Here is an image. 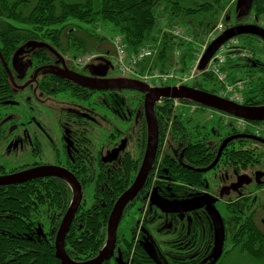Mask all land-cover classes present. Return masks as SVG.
I'll list each match as a JSON object with an SVG mask.
<instances>
[{
  "label": "trees",
  "instance_id": "obj_1",
  "mask_svg": "<svg viewBox=\"0 0 264 264\" xmlns=\"http://www.w3.org/2000/svg\"><path fill=\"white\" fill-rule=\"evenodd\" d=\"M232 11L234 16H230ZM237 14L236 0H0V21L3 22L0 26V97L13 99L16 91L12 83L16 74L14 66L19 64L18 52L29 50L27 45L30 43L45 44L62 57L70 54L78 56L99 50L105 52L106 49L105 53H110L111 39L120 36L130 53L150 45L157 48L156 56L151 62L144 63V68L149 66L150 69L164 72L179 65V73L186 74L202 51L206 37L220 21L227 26L233 17L243 21L246 16ZM254 14L264 15V2L255 1ZM181 24L188 29L181 27ZM173 28L183 30L189 40H178L167 32ZM102 29L105 34L101 33ZM108 34H112L111 38ZM240 38L245 41L242 45L248 50L249 58L230 59L224 69L232 82L245 77V106L264 107V60L260 56L261 49L251 37ZM45 48L35 47L31 51ZM178 51L179 59L175 58ZM188 85L210 94L219 95L220 92V86L209 73H202ZM109 91L116 92L107 90L104 93L106 114L107 111L113 113L117 108L121 133L116 135L135 131L132 134L136 137L135 148L130 155L122 158L119 170L112 171L111 176L115 174V179H119L114 199L93 202L88 207L82 206L78 212L65 240V252L75 262L92 260L104 248L113 206L134 183L147 144V122L143 110L145 93L135 89L119 90L116 95L108 94ZM186 104L191 107L187 108L184 106ZM193 106L200 108L194 110ZM201 108L205 107L183 100L176 104L169 99L156 105L160 145L150 173L149 186L155 175L170 178L173 182H185L189 178L181 173L180 166L175 163L174 155L177 152V156H180L181 143H185L186 156L190 160H202L206 153L201 146L203 140L199 139L207 135L208 130L214 129L216 134H232L241 130L237 123L227 125V122L235 119L222 113L214 114L210 124L197 120L195 116L204 113ZM165 140L179 150L171 152L167 148L162 152L161 146ZM253 154L250 156L248 152L247 156H243L242 152L232 149L227 156L232 164L238 165L241 161L250 163L252 158L255 159ZM262 156L264 158V153ZM1 188L0 264H61L55 256V239L61 219L73 198L67 183L56 180L24 188ZM127 220L126 231L118 237L119 248L125 261L131 259L134 264L141 263L149 257L132 239L126 237L132 218L128 217ZM37 226L45 232L44 237L37 238L36 234L30 232L29 229ZM242 229L244 235L241 238L245 240L233 245V248L238 247L239 252L252 260L263 262L264 235L251 224Z\"/></svg>",
  "mask_w": 264,
  "mask_h": 264
},
{
  "label": "flooded vegetation",
  "instance_id": "obj_2",
  "mask_svg": "<svg viewBox=\"0 0 264 264\" xmlns=\"http://www.w3.org/2000/svg\"><path fill=\"white\" fill-rule=\"evenodd\" d=\"M255 1L246 14L237 10L236 0L237 15L246 16L243 21L233 17L232 22L229 20L228 27L225 25V31L238 26H257L264 30V15H252ZM230 16H234L233 11ZM2 25L3 22L0 21V26ZM245 36L256 40L261 49L260 56L264 60L262 39ZM45 47L44 50L31 51L34 48H29L27 51L18 52L19 64L14 66L16 74L12 83L16 93L13 99L0 97V177L43 167L68 171L82 188L83 198L75 215L76 219L82 206L88 207L93 202L114 199L119 179H115L117 176L111 174L113 170H119L122 158L134 151L136 137L132 134L136 132L116 135L120 132L117 108L113 113L107 111L106 114L105 90L91 89L74 80L78 81L79 78L81 83L87 85L101 84L104 83L102 80L109 77V71L106 78H99L92 74L90 68H99V62L85 68L75 67L65 56L57 55L55 51L48 49L47 45ZM244 50L249 55L248 50ZM247 58L249 56L245 59ZM27 62H30L27 70L19 72L18 68H22ZM244 82L246 84V81ZM114 91L116 92L109 91L108 94L117 95L119 92ZM184 106L191 107L189 104ZM199 108L193 106L192 109ZM201 110L204 111L203 121L212 123L215 113L208 108ZM233 123L241 127L238 133L216 134L214 129H210L207 135L200 137L199 141L203 140L202 150L206 153L202 160H190L186 156L185 143H181L183 147L180 149V156H177V152L174 155L175 163L180 166L184 176H189L185 179L187 183L173 182L170 178L155 175L152 185L149 186V174L143 189L127 205L119 229L125 218H132L128 240L132 239L149 257L137 264L214 263L217 225L209 211L211 206L219 212L225 230L223 254L216 263L222 260L228 247L245 240L241 238L244 235L243 226L251 224L258 233L264 235V142L260 141H264V122L252 123L235 119L227 122V125ZM233 137L236 138L230 140L221 151L225 141ZM122 145L124 150L116 159L109 160L112 153ZM167 148L171 152L179 150L173 143L165 140L161 146L162 152ZM232 149L242 152L243 156H247L248 152L251 156L257 149L253 154L255 159L252 158L248 164L241 161L240 164L234 165L227 156ZM56 180L66 182L61 178L49 177L16 186L24 188ZM67 185L73 197V189L70 184ZM153 193L156 198L168 202L186 203L198 200L204 206L191 212L165 214L151 206L149 199ZM29 230L36 234L37 238L44 237L45 232L40 226ZM119 251L121 253L117 242L115 256L108 262L118 264ZM120 263L134 264L131 259L125 261L123 255Z\"/></svg>",
  "mask_w": 264,
  "mask_h": 264
},
{
  "label": "water",
  "instance_id": "obj_3",
  "mask_svg": "<svg viewBox=\"0 0 264 264\" xmlns=\"http://www.w3.org/2000/svg\"><path fill=\"white\" fill-rule=\"evenodd\" d=\"M254 0H237V10L241 13H249L252 8ZM245 35H251L262 39L264 42V30L258 28L257 26H238L233 27L231 29L226 30L220 37H218L215 41H213L206 49L203 54L199 66L198 71L204 72L213 59L215 54L219 51V49L225 45L227 42L236 39L238 37H242ZM28 48L35 47H45V45H36L34 43H30L27 45ZM30 62H27L22 68H18L19 72H25L29 67ZM89 67V66H88ZM93 75L99 78H106L108 70L99 69L95 66L90 67ZM72 77H76L68 73ZM78 78V77H76ZM77 83L88 86L91 89L98 90H139L145 93L143 110L144 115L147 122V144L144 153V157L141 163V167L136 176V179L132 186L123 193L117 202L114 205V208L110 214L108 220V228H107V238L106 244L99 255L89 261L85 262H75L73 261L65 252V240L68 235L73 221L75 219V215L79 210V207L82 202V188L75 177L66 170L57 169L54 167H43L37 168L26 172H20L16 174H11L7 176L0 177V187H9L21 185L26 182L49 178V177H57L65 180L73 189V200L71 205L63 218V221L60 225L58 233L55 239V256L61 262V264H104L110 260H112L115 256V251L118 242V230L120 223L122 221V217L127 205L135 199V197L140 193L143 189L149 174L152 172L154 163L156 161L158 146H159V125L158 120L155 114V107L157 104L161 103L164 99L176 100V101H189L200 106H204L210 110L216 111L218 113L225 114L235 119L259 123L264 122V107H248L242 104H238L232 102L230 100L224 99L219 95L210 94L208 92L199 91L192 87L188 86H176V87H160L153 88L149 85L133 79L124 78L122 80L111 79V80H102L101 84L97 85H87L81 83L78 78V81L74 79ZM112 83V84H110ZM229 138L223 144L221 151L227 145V143L234 139ZM257 140L254 137H248ZM261 142H264L260 140ZM124 150V145H122L119 149L115 150L112 153V157L109 160H113L117 158L119 153ZM220 156V155H219ZM110 157V156H109ZM108 157V158H109ZM107 161V160H106ZM239 186V185H238ZM149 202L152 207L157 208L162 213L165 214H179L182 212H191L193 210L202 208L204 205L201 204L198 200L189 201L186 203H174L162 200L160 198H156L153 193L149 199ZM209 208L210 213L212 214L216 225H217V245L213 253L214 263L220 259L223 254V247L225 241V230L224 225L221 219L219 212L213 207ZM119 256L117 258V263H120L122 259V255L119 251Z\"/></svg>",
  "mask_w": 264,
  "mask_h": 264
},
{
  "label": "built area",
  "instance_id": "obj_4",
  "mask_svg": "<svg viewBox=\"0 0 264 264\" xmlns=\"http://www.w3.org/2000/svg\"><path fill=\"white\" fill-rule=\"evenodd\" d=\"M167 32L171 33V35L178 40H189L185 32L179 28H173ZM224 32L225 26L222 21H220L206 37V42L202 51L197 56V59L190 71L186 74H180L178 72L179 65H176L174 70L168 73H160L157 71L153 72L149 66L144 68V62L149 59H154L156 56L157 48L150 45L135 53H130L124 43V40L120 36H114L113 39H111V44L114 48L112 54L108 53V55H102L99 53H88L86 55L82 54L79 56L66 55L65 59L68 62H71V64L75 67L85 68L93 65L95 62H98L103 58L109 57L114 62V66L118 73L124 78L141 81L153 88L165 87L167 82H175L177 86H183L187 85L188 82L202 74V72L200 73L198 71V66L203 54L205 53L207 47ZM247 56L249 55L247 51L242 48L239 40L234 39L223 45L208 64L207 69L203 73H209L215 78L216 82L220 86V97L235 103H243L245 82L241 80L232 82L224 67L230 59L246 58ZM179 57L180 52L178 51L176 53V58L179 59Z\"/></svg>",
  "mask_w": 264,
  "mask_h": 264
},
{
  "label": "rangeland",
  "instance_id": "obj_5",
  "mask_svg": "<svg viewBox=\"0 0 264 264\" xmlns=\"http://www.w3.org/2000/svg\"><path fill=\"white\" fill-rule=\"evenodd\" d=\"M180 26H183V28H186V29H188L187 28V26L185 25V24H181ZM168 31V30H167ZM104 32V29H102V32L101 33H103ZM103 34H105V33H103ZM111 36H112V34H108V37H110L111 38ZM238 39H239V41H240V43H241V45L242 44H244V40L243 39H241L240 37H238ZM111 46H112V44H111ZM201 46V44L199 45V47ZM243 46V45H242ZM106 51H107V49H106ZM105 51V52H106ZM113 51H114V48H113V46H112V49H111V54L113 53ZM104 51H102V50H99V51H96V52H91V53H95V54H97V53H99V54H102V55H104V54H106V55H108V53H105ZM86 54H88V53H85L84 55H86ZM105 55V56H106ZM79 56V55H78ZM107 59H103V60H101L100 62H99V64H98V67L99 68H101V69H106V70H108L109 71V74H108V76L109 77H107L106 79H104V80H108V79H110V78H112V79H117V80H122V79H124L119 73H118V71H117V69L115 68V64H114V62L109 58V57H106ZM175 58H176V56H175ZM177 60V59H176ZM152 61V59H149V60H147L146 62H151ZM146 62H144V63H146ZM174 70V68L173 69H171V70H169V71H164V72H161V71H158V70H153V72L154 71H157V72H160V73H168V72H171V71H173ZM76 71H78L79 73H82V71L81 70H78V69H76ZM179 71H180V69H179ZM178 71V72H179ZM180 74H181V72H180ZM200 76V75H199ZM198 77V76H197ZM197 77H195V78H197ZM103 80V81H104ZM239 80H241V81H246V79H245V77H240V79ZM175 85V82H167L166 83V85ZM178 84V83H177ZM188 84H190V82H188ZM183 85V86H188L189 87V85ZM218 89V88H217ZM213 111V110H212ZM215 114H218V112H216V111H213ZM195 118L197 119V120H203L205 117L203 116V114H197L196 116H195ZM127 218L124 220V222H123V224H122V227L119 229V231H118V234L121 236L125 231H126V229H127ZM129 227V226H128ZM127 234H128V232H127ZM127 238H128V235L126 236ZM236 248H238V247H235V249L233 248V246L232 247H228L227 248V251H226V253H225V255H224V257L222 258V260L220 261V264H264V261L262 262V261H254V260H252L249 256H247V255H245V254H243V253H241V252H239V249H236ZM234 249V250H233ZM231 250H233V251H231Z\"/></svg>",
  "mask_w": 264,
  "mask_h": 264
},
{
  "label": "bare ground",
  "instance_id": "obj_6",
  "mask_svg": "<svg viewBox=\"0 0 264 264\" xmlns=\"http://www.w3.org/2000/svg\"><path fill=\"white\" fill-rule=\"evenodd\" d=\"M254 16V15H253ZM182 27V26H181ZM70 55H72V54H70ZM73 56H77V55H73ZM101 61V60H100ZM207 69V68H206ZM153 70V69H152ZM167 87H176L177 85L175 84V85H166ZM39 90V89H38ZM40 92V91H39ZM38 94V93H37ZM41 95V94H40ZM46 96V95H45ZM37 98V97H36ZM40 99H42V98H40ZM123 104V103H122ZM9 142V141H8ZM197 142V141H196ZM245 142V141H244ZM133 143V142H132ZM193 145V144H192ZM9 171V170H8ZM214 243V242H213Z\"/></svg>",
  "mask_w": 264,
  "mask_h": 264
}]
</instances>
